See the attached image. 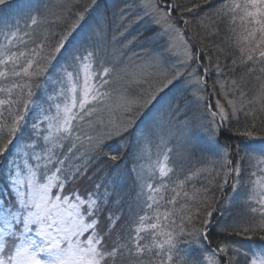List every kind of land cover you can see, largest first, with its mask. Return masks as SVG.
<instances>
[{"label": "snow or ice", "instance_id": "snow-or-ice-1", "mask_svg": "<svg viewBox=\"0 0 264 264\" xmlns=\"http://www.w3.org/2000/svg\"><path fill=\"white\" fill-rule=\"evenodd\" d=\"M99 2L91 0L83 11L77 12L75 22L59 36L55 46H49L47 31L43 38L36 34V29L46 23L39 14L28 16L30 24L26 23V27L32 30L31 34L24 33L28 40L16 32L0 29V35L7 41L0 42V132L7 129L6 135L9 137L0 146V163L6 161V195H0V264H143L140 257L146 253L158 258L160 264H221L223 256L220 254L227 253L230 246L209 250L208 244L204 242L207 240V231L204 236H200L199 230H196L191 241L195 247L185 250L183 255L177 251L174 232L166 230L171 213L159 211L155 196L159 195L161 189L152 184L147 185L153 193L147 199L152 201L148 207L156 208V222L145 224V217L141 216L138 226L130 228L126 238L122 233L112 243H108L111 232L99 230L101 217L107 226H111L115 215L109 208L112 192L106 183H96L83 192L79 188L68 190L69 184L78 183L87 177L92 161L102 154L105 159L118 161L116 155L104 152L107 141L114 136L121 140L128 137V149L133 147L132 138L137 136V125L145 114L141 112L133 119L134 109L137 106L147 109L159 98L154 96L142 104L140 99L131 98L119 85V74L113 77L117 71L114 67L93 72L96 53L89 50L92 48L88 43L89 34L100 38L103 31L99 19L94 18L89 24L88 18L96 12ZM204 2L209 4L212 0ZM11 6L12 0H0V8ZM180 7V4L172 3L160 5L158 0H124V7L119 12L120 27L128 32L134 26L143 24L149 16H153V19L148 20V23L158 28L163 24L159 31H153L148 36L138 32L129 44L143 36L149 45L144 51L148 57L146 67L159 69L166 66V70L160 74L169 84H182L187 80V87L192 88L193 95H196L207 85L204 77L197 75L202 65L188 71L199 57L192 55L189 45L181 38L180 29L176 27L178 20L173 14ZM198 7L193 5L183 11L190 13ZM209 16L215 17L216 21H227L232 55L236 57L232 63L239 62L247 69V74L255 75L259 82L255 94L249 99L250 93L241 90L243 84L233 80L229 92L235 97L239 91V97L227 100L231 113L219 100L216 101V111L211 112L209 131H220L225 125H230L232 117L245 109L248 110L246 117L253 118L251 127L254 131L257 116L264 121V0H223ZM166 36L168 40L164 39ZM28 43L34 46L28 48ZM217 67L219 69V65ZM203 71L207 74L209 69L204 68ZM257 72L259 75H256ZM169 76L171 79H168ZM37 79L41 80L38 87L61 85L55 98H62L63 103L50 104L47 110L41 108L33 115L34 106L39 107L32 99L33 81ZM114 84L116 87H113ZM221 94L227 98L226 94ZM196 98L202 99L200 96ZM48 100H54V97L48 96ZM53 107L56 109L54 114L51 111ZM176 110L179 111V105ZM103 112L108 113L107 121L103 118L92 119ZM116 112L127 119L118 122ZM29 118L34 121L32 132L37 143L25 147H40L39 140L42 138L44 141L41 153L31 156L24 153L19 145H15L16 150L12 152L13 138ZM84 124L94 134L83 132ZM253 131L234 133L242 138L241 143L236 145L221 146L215 136L210 137V140L216 146V156L223 160L225 176L233 171L238 178L242 175L239 163L235 168H229L233 161L226 158L230 154L243 151L241 161L245 158L250 162L256 161V171L250 173L246 182L249 186L247 195L257 205L251 208V213L258 212L264 218V168L259 167L264 164V136L257 137ZM180 136L191 149L196 147L194 138L183 131ZM65 147L67 152L63 151ZM158 165L160 176L167 177V164L158 162ZM113 169L115 174H106L104 179L107 181L111 175V184L115 189L125 174L117 163L113 164ZM184 183L179 181L176 187L182 189ZM232 187L235 189L237 185L233 184ZM173 191L176 194L168 201L170 204H174L176 197L181 195L180 191ZM184 195L187 196V193ZM160 200H164V196H160ZM106 210L108 214L105 216ZM204 223L207 225L208 221ZM260 229L264 231V223ZM180 230L183 232V227ZM145 232L151 236L148 243H143L145 237L142 233ZM261 239L264 240V237ZM231 251L235 255L228 256L226 264H264V245L260 246L259 251L254 246H249L248 250L232 248Z\"/></svg>", "mask_w": 264, "mask_h": 264}, {"label": "rangeland", "instance_id": "rangeland-1", "mask_svg": "<svg viewBox=\"0 0 264 264\" xmlns=\"http://www.w3.org/2000/svg\"><path fill=\"white\" fill-rule=\"evenodd\" d=\"M158 2L160 5L165 4L161 0H158ZM21 3L22 6L19 7L20 9L17 12H14L13 14L11 13L12 15L8 18H3L1 20L0 29L9 33L16 32L19 36L23 35L25 32L31 34V28L26 27V23L30 24L28 16L39 14L46 23L36 29V34L43 38L44 33L47 31L50 40L51 38H58L60 35H63L67 28L75 22V14L83 11L84 8L91 3V0H24ZM123 7L124 0H100L96 12L88 18L89 24H92L94 18L99 19L103 31V35L100 38H97L91 33L89 34L90 39L88 43L92 45V48L89 50H93L96 53L93 62V72H102L104 67H114L117 71L113 73V77L116 76L117 73L119 74L121 77L119 85L127 91L131 98L140 99L141 104L144 100H151L154 96H158L159 98L154 100L147 109H144L141 106H137L134 109L132 116L133 119H135L141 112H144L145 114L137 125V136L132 138L133 153L131 155V164L129 166L133 170L131 175L132 178L129 179L130 184L126 185L128 176L127 178L124 177L120 182V186L121 189L125 191L121 196L118 194V190L113 195L111 201V204L114 206L112 212L115 214L113 225L107 226L106 221L101 217L99 230L106 232V229L107 231H111L108 227H117L122 231L121 233H123L126 238L127 231L130 228L138 226L139 218H137L138 221L136 222H122L119 221V215H123L122 217L125 218L124 215L135 213L136 209L146 211V216L144 215L145 224H147V222L149 224L151 222H156L154 219L156 212L155 206L151 209L148 207L152 201L148 200L147 197L153 195L147 187L148 184H152L154 187L161 189L159 195L155 196V199L159 202V211L161 213H163V210H161L163 209L161 208L163 200H160V196H164L163 194L166 190L172 192L174 194L172 196H175L176 194L173 189L181 192L179 206L175 211L177 217L173 224V229H181V223L192 214V211H198L197 204L191 205V202L194 204L199 201L203 202L204 200H207L203 197L202 193H199L201 199L197 200V191H204H202V189L193 190L192 187L190 188L191 192H188L186 190V182L190 181L189 183H191V181H194V185L198 186L196 183L199 176L205 174L206 178L204 179L207 180L204 182L210 183L212 179L208 180V178L214 176V178L216 177L217 181L221 183V188L217 193V198L214 201V204H212L217 211V215L213 219L214 214L212 213V210L210 209L208 211L207 216L204 219L205 221H208V224L205 225L206 229H203V227L202 231H199L200 236H204L205 231L209 232V230H213L216 234L223 233L237 237L236 241L224 242L219 246H230L227 253L220 254L223 256L221 264H226L228 256L235 255V253L231 251L232 248L248 250L249 246H254L256 250L259 251L260 246L264 244H256L255 241L252 240L253 236L250 235V232H252L250 230H261L260 226L264 223V218H262L258 212L255 214L251 213V208L257 207V205L254 201L249 200L247 195L249 186L246 183L250 173L256 171V161L253 160L250 162L246 158L241 161V157L244 156L243 151L238 153L240 156L239 161H233L232 154H230L226 158L233 161V163L229 165V168H235L240 162L239 166L242 175L238 178L236 172L233 171L230 175L225 176L226 169L222 167L223 160L216 156V146L210 140V137L213 136L218 140V131H209L211 112L216 110L213 106H215L216 101L218 100L217 93H215L213 98H210L209 93H207L205 88L196 95H193V89L187 87V80L183 81L182 84H176L175 82L169 84L167 82L165 77L160 74L166 70V66L159 69L147 68L146 64L148 57L144 55V51L149 47L148 42L143 36L133 44H129V41H131L138 32H144L145 36L151 35L153 31H159L160 28L163 27V24L158 28L156 25L148 23V20L153 19V16H149L145 19L143 24L136 25L128 32H125L124 28L120 27L121 22L119 18L120 9ZM37 8L39 9V13L37 12ZM176 27L180 29L182 33L181 38L187 42L192 55L195 57L196 52L189 41L188 33L185 32L183 26L179 22L176 23ZM117 28H119V31H116ZM121 33H124V35H121ZM164 39L168 40L169 37L166 36ZM0 42L7 43L2 35H0ZM58 42L59 39L56 43ZM55 44L53 46H55ZM65 55H67V52H65ZM61 63H63V58L61 59ZM197 65L202 64L195 59L192 63V68L188 71L196 69ZM202 68L203 66L197 70V75L203 76L207 87H210L211 85L206 80V74ZM68 70L71 71V69ZM214 74L210 76V79H212L216 87L219 88L218 95L221 96V93L226 94L221 88L223 82L220 79V76ZM109 79H112V77H109ZM168 79H171V76H169ZM98 82L99 81H96V83ZM60 87L61 85L59 84L42 87L43 91L41 92L40 100L36 102L39 107L34 106L33 115L39 112L41 108L47 110L50 104L63 103L62 98H55L56 92L59 91ZM113 87H116V85L114 84ZM108 90L109 89H102V91ZM209 90L211 89L209 88ZM48 96H53L54 100H48ZM196 96H200L202 99L198 100ZM225 99L226 103H224L228 105V99ZM177 105H179V111L176 110ZM209 106H211V108ZM22 107L23 106L21 105V108ZM51 111L52 114H54L56 111L55 107H53ZM97 118H103L107 121L109 116L107 112H103L100 113L99 116L92 117L93 120H96ZM115 118L118 122L122 119H127V117H123L120 112L115 113ZM33 122L34 121L29 118L26 125H21V129L14 137L15 140L12 152L16 150L15 145H19L23 148V152L28 156H31L33 153H41L44 144L42 138L39 140L40 147H25L37 143L35 134L32 132ZM219 123V118L217 117V124ZM213 128H215V126H213ZM82 131L89 135L94 134L88 131L86 124L82 125ZM181 131L185 132L190 138L195 139V148L204 147L207 151L206 154L209 157L206 159V163L199 164L198 166L195 165L197 162L196 160V162L193 163L192 153L195 151V148L191 149L183 142L180 136ZM128 139V137H125L121 140L119 137L114 136L107 142L118 141L115 143L116 148L121 144H126ZM219 145L225 146L221 141L219 142ZM115 148L112 151L116 152L117 148ZM63 151L67 152V148H63ZM11 154L12 153L10 152L9 157H11ZM165 156L168 157L167 160H165ZM119 159L117 162H112L113 164L117 163L119 169L123 170L125 158ZM158 162L167 164L169 170V175L167 177L160 176ZM41 163H43V161H41ZM69 163H71V161H69ZM5 166V161L4 163H0V170L2 168L4 169ZM259 167L264 168V164H260ZM184 172V179L188 177H190V179L184 180L185 183L182 189L177 188L176 186L179 183H176L177 177L180 173L184 174ZM113 174H115V170L113 171ZM96 181L97 179L92 183V186H84L85 183L83 182H80L81 185L79 183L77 185L73 183L68 190L79 188L81 192H83L86 188H92L93 184H96ZM171 181H173L174 184L172 183L171 186H168ZM5 183V180L0 183V195H6ZM233 184H236L237 188L234 189L232 187ZM82 185L84 188L80 187ZM191 186H193V184ZM109 190H111V188ZM184 193H187V196H185ZM128 194L130 195V201L135 202L136 204L135 210H131V208L124 206L125 203L121 204V202H126V199L128 200ZM209 213H211V215H209ZM245 229H249V231H244ZM194 235H192L191 241ZM108 243H112L111 238H109ZM191 246L193 248L195 247L192 243ZM209 250H212L211 247H209ZM144 256L145 254L141 256V259L144 258Z\"/></svg>", "mask_w": 264, "mask_h": 264}, {"label": "trees", "instance_id": "trees-1", "mask_svg": "<svg viewBox=\"0 0 264 264\" xmlns=\"http://www.w3.org/2000/svg\"><path fill=\"white\" fill-rule=\"evenodd\" d=\"M23 1L24 0H12L11 8L9 7L0 8V22L3 18H8L14 12H17L20 9L19 7L22 6L21 2ZM161 1L164 3L181 5L180 8L176 9V12L173 15L177 18L178 22L183 26L185 32L188 33L189 41L191 42L192 47L196 52L195 57H199L196 60L200 62L203 66L202 70L204 68L209 69V72L206 74V80L210 83L211 86L206 87V90L207 93H209L210 98H213L215 93H217L218 100L221 102V104L223 103L224 106L226 105L225 96L223 94H221V96L218 95L219 88H217L216 85L213 83L212 79H210V76H212L216 72L214 75L220 76V79L224 84L223 90L225 91L228 100L239 97V91L235 93V97L231 92H229V89L233 87L231 83L233 80H236L238 83L243 84L241 90L245 91L246 93H250L248 98L251 99V96L255 94V90L259 87V82L256 81L255 75L249 76L247 74V69L241 66L239 62H237L236 64L232 63L233 59L236 57L232 55L233 49L229 39L231 33L229 32L227 21H223V22L216 21L215 17L209 16V14L212 12L214 8L219 7V5L223 3V0H212V2L209 4H206L204 0H161ZM193 5H199V7L194 9L190 13L183 11L184 8H192ZM185 21H187V23H185ZM21 37L26 38L25 40H28V37H25L24 34L21 35ZM58 39L59 37L51 38L49 40V46H53ZM36 42L39 43L38 40ZM27 46L28 48H31L34 45L32 43H28ZM221 49H223V51H221ZM218 65H219V69L217 67ZM249 67H251V65H249ZM256 75H259V73L257 72ZM242 77L243 80H241ZM40 81L41 80L39 79L33 81L32 99L35 102L40 100L41 92L43 91L42 89L43 86L38 87V85H41ZM209 88L211 90H209ZM237 107H239V105H237ZM213 108H215V106H213ZM226 110L229 111V113H231V109L229 108L228 105H226ZM246 111L248 110L245 109L239 111L236 116L232 117V122L230 125H225L220 131L217 132V139L219 140V142L221 141L224 145H229V144L236 145L241 142L242 138L234 135V133L253 131V128L251 127L253 124V118L252 116L246 117L245 114ZM255 125L256 127L255 130L253 131V134L257 137L264 136V121H262L259 116H257L255 120ZM6 132L7 129L0 132V137H1L0 146H2L5 140L9 138L6 135ZM116 142L118 141L115 140V141L107 142V147L104 149V152L109 153L111 155H116L121 159L125 158V165L123 166L124 169L122 171L124 172L126 178L128 176V180L126 184L128 185L130 184L129 179L132 178L131 175L133 173L132 168L129 167L131 164L130 160H131V155L133 153V149L131 148L129 150L126 143L116 147L117 151L114 152L112 150L115 148ZM206 152L207 151L204 149V147L195 148V151H193L192 153L193 163L197 161L196 162L197 164L195 163V165L197 166L199 164L206 163L205 162L206 159L209 158ZM232 157H233V161L240 160L239 154H232ZM111 162H112L111 160L105 159L102 154L100 157L92 161V165L90 166L91 170L88 172L87 177H84L82 180H79L78 183L80 184V182H83L85 183L84 186H92V183H94L95 179H97L96 183H106L108 189L111 188V190L109 191L112 192V198L114 193L117 192V190H118V194L121 196V194L125 190L121 189L120 185L119 187L113 189V186L111 184V175H109V179L107 181H105L104 179L106 174H113L114 171L113 162L112 163ZM3 172L4 169L2 168L0 170V183L1 181L5 180L4 179L5 176L3 175ZM180 175L177 177L176 183L179 181L186 180L184 179L185 172L184 174L180 173ZM204 178H206L205 174H201L199 176L196 183L198 186L194 185L195 183L194 181H191V183H189L190 181L186 182L187 184L186 190L188 192H191L190 188L192 187L193 190L202 189V191H204V192L197 191L198 192L197 194L198 196L196 195L198 198L197 200L201 199L199 193H202L203 197L207 200H204L203 202L199 201L201 205L200 204L198 205L199 202H196L194 204L191 202V205L197 204L196 206L198 211L194 212L193 210L192 214L188 217L190 219L187 218L181 223V227H183V232H181L180 229H176V230L173 229V224L176 220L175 218L177 217V215H175V211L179 206L180 196L179 198L178 197L176 198V202L174 204L170 205L168 204V201L171 200V198L173 197L172 195L174 194L169 190H166L163 194L165 198L161 203V208H163L161 210H163V212L168 211L171 213L167 220L166 230L174 232V243L177 245V251L180 252L181 255L185 254V250H189L193 248L191 246L190 241L192 235L196 233V230L202 231L203 227H204L203 229H206V226L204 224L205 221L204 219L207 216L208 211L210 209L212 210V213L214 214L213 219L217 215V211L215 207L212 206V204H214V201L217 198V193L220 191L221 183H219V181H217L216 177L214 178V176H210L208 178V180L212 179L210 183L204 182L207 180ZM78 183L75 184L77 185ZM172 183L174 184V182L171 181V183H169L168 186L169 185L171 186ZM192 184L193 186H191ZM70 185L71 184L68 185V189L70 188ZM84 186L82 185L80 187L84 188ZM129 197L130 195L128 194V200L126 199V202H121V204L125 203L124 206L131 208V210H135L136 204L135 202H131ZM109 208L111 212L114 210V206L111 204V202L109 203ZM105 214L106 215L108 214V210L105 211ZM144 215L146 216L145 210L136 209L135 213H131L130 215H124L125 218L122 217L123 215L121 216L119 215V221L136 222L138 221L137 218ZM147 224L149 223L147 222ZM108 228L109 230H111L110 238L112 239V241L122 234L121 233L122 231L119 230L117 227L116 228L108 227ZM250 231H252L250 232V235L253 236L252 240L255 241L256 244H262V243L264 244V240L261 239L262 237H264V231L262 230H250ZM142 236L145 237L143 243H148L151 240V236L148 232L142 233ZM236 238L237 237H233L228 234H223V233L216 234L213 232V230H209V232H207V240L204 242L207 243L208 246L211 247V249H218V247L222 243L233 240L236 241L237 240ZM192 255L195 256L196 253L193 252ZM141 260L143 261V264H160L159 259L152 256L149 253H146L144 258H142Z\"/></svg>", "mask_w": 264, "mask_h": 264}]
</instances>
